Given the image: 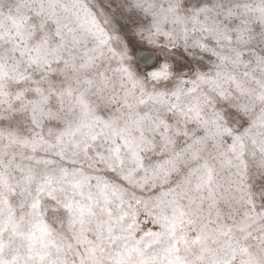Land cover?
<instances>
[{
    "label": "snow or ice",
    "instance_id": "snow-or-ice-1",
    "mask_svg": "<svg viewBox=\"0 0 264 264\" xmlns=\"http://www.w3.org/2000/svg\"><path fill=\"white\" fill-rule=\"evenodd\" d=\"M0 264H264V0H0Z\"/></svg>",
    "mask_w": 264,
    "mask_h": 264
}]
</instances>
